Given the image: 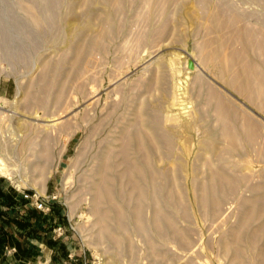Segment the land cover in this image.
<instances>
[{"label":"rangeland","instance_id":"1","mask_svg":"<svg viewBox=\"0 0 264 264\" xmlns=\"http://www.w3.org/2000/svg\"><path fill=\"white\" fill-rule=\"evenodd\" d=\"M158 1L0 0L8 219L65 264H264V101L206 58L264 78V0Z\"/></svg>","mask_w":264,"mask_h":264},{"label":"crops","instance_id":"2","mask_svg":"<svg viewBox=\"0 0 264 264\" xmlns=\"http://www.w3.org/2000/svg\"><path fill=\"white\" fill-rule=\"evenodd\" d=\"M21 200L22 196L14 197L0 182V264H65L71 253L52 231L37 229L33 224L24 229L12 227L8 217L13 212L18 215L17 210L22 212L19 206L25 201Z\"/></svg>","mask_w":264,"mask_h":264},{"label":"bare ground","instance_id":"3","mask_svg":"<svg viewBox=\"0 0 264 264\" xmlns=\"http://www.w3.org/2000/svg\"><path fill=\"white\" fill-rule=\"evenodd\" d=\"M160 1V0H159ZM158 1V2H159ZM152 2H153V0H152ZM167 2V1H166ZM119 2H117L116 4H118ZM160 3V2H159ZM159 3H158V5H159ZM164 4H165V2H163ZM162 4V3H161ZM163 5V4H162ZM158 7V6H157ZM162 7V6H161ZM163 9V8H162ZM160 10V9H159ZM232 16V15H231ZM149 17V16H148ZM223 15L221 14V12H220V14L219 13H217L216 15H215V21L217 22V25H218V27L219 26H224L225 24H227V25H225L224 27H227L229 24H233V23H235V22H233V21H235L234 19H231L230 17L227 19V20H223ZM232 18H233V16H232ZM239 18V17H238ZM148 19V18H147ZM225 19V18H224ZM237 19V18H236ZM237 23V22H236ZM147 25V24H146ZM231 27H232V25H230ZM224 27H222V28H224ZM221 28V29H222ZM230 28V27H229ZM238 29V28H237ZM220 30V29H219ZM224 30V29H223ZM231 32V31H230ZM235 32V34H236V32L237 31H234ZM239 32V31H238ZM251 32V31H250ZM252 32H253V30H252ZM234 34V33H233ZM242 33H240L239 32V34H238V36L237 37H239V35H241ZM243 34H244V32H243ZM246 34V33H245ZM244 34V35H245ZM249 34V33H248ZM257 34V33H256ZM140 35V34H139ZM237 35V34H236ZM247 36V35H246ZM245 36V37H246ZM255 36V35H254ZM258 36V35H257ZM237 37L235 38V40L237 39ZM241 37H244V36H242L241 35ZM251 37H253V35L251 36ZM260 37H262V36H260ZM250 38V37H249ZM249 38H245L246 40H244V41H247L248 43L251 41H253V38H252V40H250ZM256 38V37H255ZM238 39H240V38H238ZM242 39V38H241ZM250 40V41H248V40ZM234 40V39H233ZM257 40V39H256ZM261 40H264V39H262L261 38ZM232 41V40H231ZM238 41V40H237ZM236 41V42H237ZM255 41V40H254ZM229 42V41H228ZM240 42V41H239ZM238 42V43H239ZM264 42V41H263ZM231 43V42H230ZM247 43V44H248ZM260 43H262L261 41H260ZM229 44V43H228ZM246 44V45H247ZM251 44V43H250ZM255 44V43H254ZM249 45V44H248ZM258 45V44H257ZM259 46V45H258ZM262 46H264V45H262ZM207 47H208V44H207ZM241 47V46H240ZM260 47V46H259ZM206 48V47H205ZM209 48V47H208ZM214 48V47H213ZM242 49H244V48H242ZM242 49H241V51H238V50H240V48L239 49H236L237 51H235L233 54H231L229 57H227V58H222L221 57V55L219 54V52L218 51H216L215 52V56H212V58L211 59H209L208 57H206L209 61H213V60H215V59H217V61H218V64H219V62H224V64L227 62V60H228V63H240V67H238V69H237V71L235 72L234 71V73L229 77V78H231V79H229L230 80V82L229 83H231L232 85H239V87L241 86V88L246 92V93H248V94H250L249 96H253V94L255 95H257V97L258 98H260V99H262L263 101H264V78L263 77H261L260 76V70L258 71V73L256 72V69H255V67L254 66H252V64L250 65V64H248V62H245V60H246V57H245V59H244V55H243V52L245 51H243L242 52ZM264 49V48H263ZM262 49V50H263ZM216 50V49H215ZM261 49H259V51H260ZM261 50V51H262ZM204 51V50H203ZM208 53V52H207ZM206 53V54H207ZM244 53H246V52H244ZM262 54V53H261ZM89 55V54H88ZM208 55V54H207ZM206 56V55H205ZM262 57V56H261ZM205 58V59H206ZM206 59V60H207ZM264 59V58H263ZM97 60V59H96ZM230 64V65H231ZM235 65H237V64H235ZM239 65V64H238ZM237 65V66H238ZM226 67H227V63H226V65H225ZM228 66H229V64H228ZM224 67V65L222 66V68H220V65H219V69H221V71L224 69L223 68ZM224 71V70H223ZM226 71L227 72H230V71H232V69H230V70H227V68H226ZM227 74V73H226ZM229 74V73H228ZM227 74V75H228ZM223 76V75H222ZM231 85V86H232ZM241 89V90H242ZM242 90V91H243ZM210 93V92H209ZM247 94V95H248ZM216 95V94H215ZM255 95V96H256ZM212 97V96H211ZM214 97V96H213ZM212 97V98H213ZM215 98V97H214ZM5 101H6V99H4ZM211 100V99H210ZM219 101V100H218ZM211 103V102H210ZM218 103V102H217ZM217 105V104H216ZM217 107H219V105L217 106ZM0 109H3L2 107H0ZM217 111V110H216ZM218 112V111H217ZM221 112V114L222 113H224V110H221L220 111ZM227 119V118H226ZM218 121V120H217ZM57 123V122H56ZM227 123V122H226ZM229 123V122H228ZM228 123H227V125H225V126H223V128H224V130H225V132H226V135L228 136V138H231L233 141L236 139V136L235 135H233L234 133H231L232 131H231V129H230V126H228ZM230 124V123H229ZM224 135V134H223ZM10 170H9V168H8V165L5 163V161H4V159L0 156V175H5V177H8L9 175H10V172H9ZM107 179L106 178H103L102 179V181H103V183H98L97 184V191H95V192H97V194L95 195L96 196V199L97 198H103V197H100L101 195H105V197H106V195H108V193L110 192V189H109V186L107 187V186H105V184L107 183V181H106ZM101 181V182H102ZM98 196V197H97ZM101 200V199H100ZM97 201H98V199H97Z\"/></svg>","mask_w":264,"mask_h":264},{"label":"built area","instance_id":"4","mask_svg":"<svg viewBox=\"0 0 264 264\" xmlns=\"http://www.w3.org/2000/svg\"><path fill=\"white\" fill-rule=\"evenodd\" d=\"M23 197L26 198V199L27 198H30L29 195H24ZM33 205L39 211L45 212V211H48L49 210L48 205L44 201H42V200H40L38 198L34 199ZM60 230H61V228L59 227L57 229V231H60ZM61 235H62V233H58L57 234V236H61ZM68 259L71 260L72 259V255H69L68 256Z\"/></svg>","mask_w":264,"mask_h":264},{"label":"water","instance_id":"5","mask_svg":"<svg viewBox=\"0 0 264 264\" xmlns=\"http://www.w3.org/2000/svg\"><path fill=\"white\" fill-rule=\"evenodd\" d=\"M189 68L192 69L193 68V65L191 63H189Z\"/></svg>","mask_w":264,"mask_h":264},{"label":"trees","instance_id":"6","mask_svg":"<svg viewBox=\"0 0 264 264\" xmlns=\"http://www.w3.org/2000/svg\"><path fill=\"white\" fill-rule=\"evenodd\" d=\"M22 198H24V197L22 196Z\"/></svg>","mask_w":264,"mask_h":264}]
</instances>
